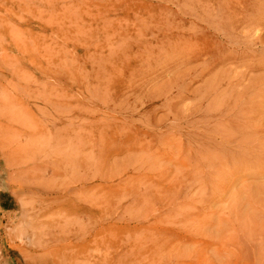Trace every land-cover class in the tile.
<instances>
[{"label":"rangeland","instance_id":"374dc122","mask_svg":"<svg viewBox=\"0 0 264 264\" xmlns=\"http://www.w3.org/2000/svg\"><path fill=\"white\" fill-rule=\"evenodd\" d=\"M263 3L0 0V264H264Z\"/></svg>","mask_w":264,"mask_h":264},{"label":"bare ground","instance_id":"6f19581e","mask_svg":"<svg viewBox=\"0 0 264 264\" xmlns=\"http://www.w3.org/2000/svg\"><path fill=\"white\" fill-rule=\"evenodd\" d=\"M263 6H264V3H263ZM259 10H262L261 12H259V16H261V17H259V16H256L254 19H252V20H250V21H244V20H241V19H239L237 22L235 21V24L234 25H230V26H221V31H222V29H227V31L229 32V35H230V40H233V36H232V34H233V32H235V30H236V26H238V25H240V26H243V29L244 28H249L250 27V25H253V26H255V28L257 29V27H259V26H262L263 25V20H264V8H260ZM223 36V35H222ZM237 38V37H236ZM235 43V42H234ZM251 43V42H250ZM246 44H249V42H247ZM245 47V46H244ZM241 54H245V52H242ZM258 55H260V54H258ZM234 56V55H233ZM239 56V55H238ZM237 56V57H238ZM230 56H226V57H222V58H220V61H224V60H226V59H228ZM239 57H242V55H240ZM261 57V56H260ZM218 58V57H217ZM236 58V57H235ZM258 58V57H257ZM255 67L254 68H261V67H264V57H261V59L259 60V62L256 64L255 63ZM250 81V80H249ZM228 83V82H227ZM254 83H256V82H254ZM260 83V82H259ZM228 84H230V83H228ZM253 81L251 80L250 82H249V84L248 85H251L252 87H253ZM264 84V83H263ZM247 85V84H246ZM245 85V86H246ZM260 85H262V84H260ZM244 86V87H245ZM249 88H251V87H249ZM255 89V88H254ZM255 91V90H254ZM252 93V92H251ZM237 97V96H236ZM230 109V108H229ZM232 109V108H231ZM229 111V110H228ZM232 111V110H231ZM245 130H247L246 128H245ZM234 131V130H233ZM236 131V130H235ZM242 132V131H241ZM244 132H246V131H244ZM248 133V132H247ZM247 133H245L244 135H246V137L247 138H251L252 136L255 138V136H254V134H251V135H248ZM253 133V132H252ZM239 135V134H238ZM243 135V136H244ZM230 136H234L233 135V133L231 132L230 134H229V137ZM240 138V135L238 136V139ZM244 138V137H243ZM253 138V139H254ZM237 139V140H238ZM242 139V138H241ZM234 140H236L235 138H234ZM244 140V139H243ZM251 140H252V138H251ZM246 141V140H245ZM234 142H236V141H234ZM238 142V141H237ZM242 142V141H241ZM241 142L239 141V143L241 144ZM228 144H231L230 142H227ZM233 143V142H232ZM238 143V144H239ZM243 143V142H242ZM246 143V142H245ZM234 144V143H233ZM238 144H237V147H239L238 146ZM235 145H236V143H235ZM231 146V145H230ZM233 147H235V146H233ZM260 148H262V147H260ZM239 149V148H238ZM229 150V149H228ZM228 150H226V151H228ZM233 150V149H232ZM233 152H234V154L236 153L234 150H233ZM232 152V153H233ZM230 153H231V151H230ZM230 153H228L229 154V157L231 158V156H232V153L230 154ZM263 154V153H262ZM238 154H236V156H237ZM225 156H226V158H227V154H225ZM241 157L243 156V155H240ZM245 156V155H244ZM261 156V155H260ZM259 156V157H260ZM233 157V156H232ZM235 157V156H234ZM233 157V159H237V157L236 158H234ZM238 157H239V155H238ZM249 157V156H248ZM245 158H247V156L245 157ZM258 158V157H257ZM261 158H263V157H261ZM229 161H230V159L229 158H227ZM243 159H244V157H243ZM238 160H239V158H238ZM237 160V161H238ZM250 160H251V158H250ZM257 160H260V158L259 159H257ZM262 160V159H261ZM264 160V159H263ZM227 161V160H226ZM228 161V162H229ZM236 161V162H237ZM240 162V161H239ZM260 162V161H259ZM258 162V163H259ZM247 163V162H246ZM254 164V163H253ZM257 164V163H256ZM263 164V163H262ZM230 165H231V162H230ZM240 165V164H239ZM241 165H242V163H241ZM244 165V164H243ZM234 166V165H233ZM258 166V165H257ZM256 166V167H257ZM259 166H261V165H259ZM262 166H264V165H262ZM234 167H236V166H234ZM239 167V166H238ZM244 167V166H243ZM242 167V168H243ZM261 168V167H260ZM237 169V168H236ZM264 171V170H263ZM227 174V173H226ZM229 175V174H228Z\"/></svg>","mask_w":264,"mask_h":264},{"label":"crops","instance_id":"0c3cea01","mask_svg":"<svg viewBox=\"0 0 264 264\" xmlns=\"http://www.w3.org/2000/svg\"><path fill=\"white\" fill-rule=\"evenodd\" d=\"M2 190V191H1ZM3 191H4V189H3V187L0 189V196H2L1 194H3ZM1 198V197H0Z\"/></svg>","mask_w":264,"mask_h":264}]
</instances>
